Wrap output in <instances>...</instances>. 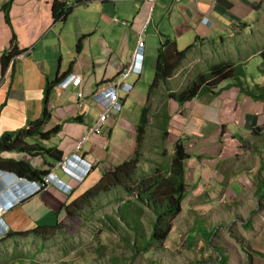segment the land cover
I'll return each instance as SVG.
<instances>
[{
    "label": "crops",
    "instance_id": "obj_1",
    "mask_svg": "<svg viewBox=\"0 0 264 264\" xmlns=\"http://www.w3.org/2000/svg\"><path fill=\"white\" fill-rule=\"evenodd\" d=\"M9 1L0 0V139L39 120L47 106L51 120L44 131L56 126L60 130L46 140L29 138V144L57 147L63 158L73 155L75 144L97 123L102 110L93 97L96 91L116 80L130 65L141 36L147 54L144 73L132 75L134 89L122 96L123 110L112 112L101 132L78 153L92 164L83 182L73 183L61 175L50 157L0 153V170H9L2 168L7 160L25 161L38 170H53L68 183L65 185L72 186L71 193L49 187L22 201L5 216L12 234L61 224L66 216L65 206L72 199L96 187L106 173L114 172L134 157L142 109L149 100L147 79L156 73L159 51L166 39L177 41L179 49L194 46L176 74L168 79L170 83L178 81L193 66H201L198 74L208 73L212 66L221 63L239 69L238 75L212 88L205 87L196 98L184 103L171 98L168 92L160 131L168 134L170 162L174 146L181 140L186 143L191 155L186 167L188 188L214 192L208 183L215 177H222L215 186L220 191L222 187L232 191L240 188L241 183L236 181L226 187V178L218 169L222 162L232 159L242 138L250 146L253 136L264 139V99L249 96L235 84L242 80L246 85V66L254 59H263L256 62L257 69L264 65V0H67L71 11L60 21L52 15L54 0H15L7 21L2 7ZM15 39L25 54L3 68L2 55L13 49ZM62 75L80 76V86L54 85L47 103L48 83ZM80 90L83 95L78 97ZM143 152L138 177L143 178L158 167H169L170 164L146 158L151 152L146 146ZM161 154L158 151L159 158L164 159ZM189 178L195 180L192 185ZM245 181L249 183L248 178ZM34 238L19 236L4 244Z\"/></svg>",
    "mask_w": 264,
    "mask_h": 264
},
{
    "label": "rangeland",
    "instance_id": "obj_2",
    "mask_svg": "<svg viewBox=\"0 0 264 264\" xmlns=\"http://www.w3.org/2000/svg\"><path fill=\"white\" fill-rule=\"evenodd\" d=\"M261 61L262 58L258 62L254 59L246 66V86L251 85L256 94L262 91L254 89V84H264L263 72L256 64ZM200 69L193 66L178 81L161 83L149 98L151 126L142 150L145 146L151 150L146 158L153 162L171 163V145L162 139L160 131L168 92L185 90ZM155 77L156 73L148 76L147 89ZM252 143L250 146L242 138L232 159L222 162L218 169L226 178V187L236 181L241 183V189L222 187L220 191L215 186L222 177L210 179L208 186L214 192L187 187L190 193L183 201V211L161 248L153 246L141 251L150 239L154 212L138 196L128 195L118 187L90 199L73 218L65 217L52 238L42 240L36 236L29 241L3 244L0 264H264V139L253 136ZM158 151L164 159L159 158ZM153 172H146L144 177ZM189 179L192 185L195 180ZM124 198L129 200L125 205ZM125 213L130 216L124 218Z\"/></svg>",
    "mask_w": 264,
    "mask_h": 264
},
{
    "label": "trees",
    "instance_id": "obj_3",
    "mask_svg": "<svg viewBox=\"0 0 264 264\" xmlns=\"http://www.w3.org/2000/svg\"><path fill=\"white\" fill-rule=\"evenodd\" d=\"M14 2L15 0H10L9 3L2 7L7 21H10L9 11ZM66 2L67 0H54L52 6V15L55 21L64 20L70 13L71 9L66 6ZM17 45V40L15 39L12 45L13 49L9 52L3 53V68L9 66V63L13 60V58L15 59V57L17 58L19 54L24 53L17 47ZM193 48L194 46H190L187 49H179L177 41L171 39H166L163 42L159 51L156 77L153 84L151 85L149 98L152 97L156 87H158L163 82H168V79L176 74L188 53ZM262 53L264 58V50ZM261 70L264 71V65L261 67ZM238 73L239 69L237 66H233L229 63L216 64L210 68L208 73H200L185 90L181 92L169 91V96L173 99H176L180 103H184L196 98L205 87L212 88L216 84H219L230 77L238 75ZM64 77L65 75H62L61 77H57L53 82L48 83L46 97L47 103L50 90ZM235 84L240 88L241 91L245 92L249 96L256 99H264L263 85L254 84V89L262 91L261 94H256L253 90H251V86L248 85L247 87L244 85L242 80L237 81ZM150 113L151 106L147 104L143 108L142 120L138 126L137 149L135 151L134 157L130 161L118 166L114 172L106 173L103 176L101 182L96 187L85 191L83 194H80L77 196V198L72 199L69 204L65 206V217L73 218L75 213L80 211L83 206H86L90 199H94L103 192H110L115 188L122 187L125 189L127 194L138 196L139 200H142L145 202V204H148L155 215V221L153 223V230L150 234V239L144 243V246L141 247L143 250L141 251H148L153 246H155L156 249L163 247V243L173 229L174 220H176L177 217L182 213V204L188 195L186 166L187 162L191 158V155L187 150L186 143L181 140L176 144V146H174L171 163L168 168L158 167L152 174L144 178L137 176L139 165L143 159V145L145 143L148 126L151 121ZM50 120L51 113L48 111L46 106L39 120L30 123L27 128L21 129L15 134H7L0 139V153L3 151L15 153L26 152L32 156H41L43 158L44 156L50 157L55 161V163L62 161L63 153L57 147L50 148L40 143L29 144L28 142L29 138L38 137L46 140V138H51L52 135L57 134L60 130L59 126H56L50 131H44L46 124H48ZM167 137L168 134L166 131H164L162 133V139L166 141ZM0 162H3V160ZM4 163L5 164L2 166V168L12 170V172L14 171V173L17 175L27 178L31 181L41 182L46 175L53 173L51 170H38L30 163L25 161L7 160ZM128 201L129 200L123 201V205L127 204ZM128 216L130 215L125 213L124 218H128ZM61 225L62 222L61 224L55 225L53 227L37 226V228L25 233H11L9 236L0 240V245L4 244L5 241L9 239L19 236L26 237L34 235L35 237H40L42 240H47L52 238L57 233V231L60 230ZM139 251L140 250H137L138 253ZM222 258L223 257L221 256V259Z\"/></svg>",
    "mask_w": 264,
    "mask_h": 264
},
{
    "label": "built area",
    "instance_id": "obj_4",
    "mask_svg": "<svg viewBox=\"0 0 264 264\" xmlns=\"http://www.w3.org/2000/svg\"><path fill=\"white\" fill-rule=\"evenodd\" d=\"M181 1V0H177ZM66 6L70 7V3L66 2ZM115 22H119L117 19H114ZM124 25H128L129 23L126 21H122ZM145 47L146 42L144 40V37L141 36L138 49L136 53H134V57L132 58V61L127 68L120 73V76L108 83L103 84L100 86V88L96 91L94 94L95 101L101 106L102 110L99 115L97 123L93 125V127H90L87 129V131L79 138L77 143L74 146V153L73 155H69L67 157H64L62 161L58 162L55 168L60 169L65 174L69 176H73L75 179H77V176L72 173L71 167L73 162V157L79 159L77 157L80 156L78 153H80L83 145L90 140L95 134L100 133L102 130V125L107 122L110 114L113 111H121L123 109V103L121 100L122 93H129L133 90L134 85L128 81V79L135 73H139L142 71V65L139 66V68H136V63H143V58L145 55ZM24 53L19 54L24 55ZM14 60V59H13ZM81 78L79 76L72 75L70 78H66L63 81H61L60 85L63 87H66L70 84H74L76 87L80 86ZM83 95L82 91H78L77 96L81 97ZM53 171V170H51ZM20 180L26 184V188L29 189L35 188V190H31V195L46 190L49 187H55L56 189H59L62 192L65 193H71L72 186L65 185L63 181L59 180L56 175L53 173H50L46 175L43 180L40 181H31L27 178L21 177ZM80 181L79 179H77ZM29 195V194H28ZM30 196V195H29ZM27 196L26 198H28ZM25 198V199H26ZM12 206V205H11ZM9 208H2L0 207V239L5 237L7 234H9L10 227L9 224H7L5 216L7 213L11 212Z\"/></svg>",
    "mask_w": 264,
    "mask_h": 264
},
{
    "label": "clouds",
    "instance_id": "obj_5",
    "mask_svg": "<svg viewBox=\"0 0 264 264\" xmlns=\"http://www.w3.org/2000/svg\"><path fill=\"white\" fill-rule=\"evenodd\" d=\"M146 61H147V54L145 52V55H144V58H143V63H141V62L139 63V61H138V63H136V68H139V66L142 65V71L138 73L139 75H141V74L144 73L145 66H146ZM135 73H137V72H135ZM71 76L72 75H68V76L65 75V77L61 81H63L64 79L66 80V78H70ZM130 78L128 79L129 82H130ZM61 81L58 83V85H60ZM70 85H74V84H70ZM77 87H79V86H77ZM124 94H127V93H122V96ZM121 100H122V97H121ZM122 103H123V101H122ZM123 107H124V104H123ZM121 111H113V112H121ZM77 157L79 159L73 157V162H72L71 170H72V173L74 175H76L77 176V179H79L80 181H78L77 179H75L73 176H69V175L65 174L63 171H61L59 169L61 175H63L65 178H67L69 181H71L73 183L74 182H77V183L83 182L85 180V178L87 177V175L89 174L90 167H92V164H89L87 161H85L81 157V155L80 156L77 155ZM54 175H56V174H54ZM56 176H57V178L59 180H61L64 183L68 184L67 182H65L64 180H62L58 175H56ZM21 177L22 176H19V175H17L16 173H14L12 171H9V170H0V207H2L4 209L9 208V210H11V209L13 210L16 207H18L21 204V202L25 200V198L27 196H29V195L32 196L31 195L32 194L31 193V190H35V188H31V189H29L28 187L26 188L25 187L26 184L23 183L20 180ZM10 233H11V231H9V234ZM9 234H7L5 237L9 236ZM5 237H3V238H5ZM3 238H1V239H3Z\"/></svg>",
    "mask_w": 264,
    "mask_h": 264
}]
</instances>
